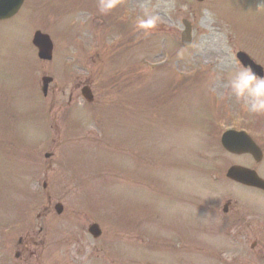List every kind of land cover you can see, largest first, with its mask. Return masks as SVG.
<instances>
[{
    "label": "rangeland",
    "instance_id": "rangeland-1",
    "mask_svg": "<svg viewBox=\"0 0 264 264\" xmlns=\"http://www.w3.org/2000/svg\"><path fill=\"white\" fill-rule=\"evenodd\" d=\"M142 3L161 18L147 36ZM238 51L264 71V0H24L0 22V264H264V194L225 176L264 179V157L220 145L233 128L264 151V115L226 88Z\"/></svg>",
    "mask_w": 264,
    "mask_h": 264
},
{
    "label": "water",
    "instance_id": "water-1",
    "mask_svg": "<svg viewBox=\"0 0 264 264\" xmlns=\"http://www.w3.org/2000/svg\"><path fill=\"white\" fill-rule=\"evenodd\" d=\"M203 1V0H197ZM23 0H0V20L6 19L13 16L20 6L22 5ZM185 30L181 34V44L182 46H187L191 43V24L183 20L182 21ZM33 44L38 47L39 49V57L44 60L51 59V42L46 35L37 32L33 38ZM237 59L243 66H250L253 70L258 74L263 76L262 68L256 64H254L250 58L244 54L243 52H238L236 55ZM51 80L48 78H43V83L45 88L43 89L46 92V86ZM82 93L84 97L91 101V94L88 88L83 89ZM221 142L226 150L230 152H246L253 155L256 161L261 159V152L257 148V146L251 141V139L245 136L242 133H226L222 136ZM227 177L231 180H234L240 184L255 187L264 191V181L260 179L257 174L249 169L240 167V166H233L229 168L227 171ZM55 209L57 213H61L62 207L60 205H56ZM89 232L96 238L100 235V231L98 230L97 226L92 225L89 228Z\"/></svg>",
    "mask_w": 264,
    "mask_h": 264
},
{
    "label": "clouds",
    "instance_id": "clouds-1",
    "mask_svg": "<svg viewBox=\"0 0 264 264\" xmlns=\"http://www.w3.org/2000/svg\"><path fill=\"white\" fill-rule=\"evenodd\" d=\"M121 0H98L101 14H109L117 9ZM142 14L135 18V28L147 36L160 23V15L150 3L140 5ZM228 94L241 103L250 115H264V76L258 75L252 67L241 66L233 72L226 84Z\"/></svg>",
    "mask_w": 264,
    "mask_h": 264
}]
</instances>
